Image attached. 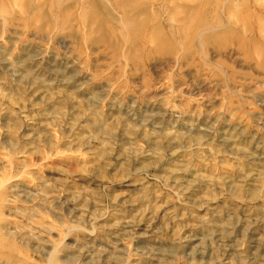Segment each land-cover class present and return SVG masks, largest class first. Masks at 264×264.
I'll list each match as a JSON object with an SVG mask.
<instances>
[{
    "label": "rangeland",
    "instance_id": "obj_1",
    "mask_svg": "<svg viewBox=\"0 0 264 264\" xmlns=\"http://www.w3.org/2000/svg\"><path fill=\"white\" fill-rule=\"evenodd\" d=\"M0 264H264V0H0Z\"/></svg>",
    "mask_w": 264,
    "mask_h": 264
}]
</instances>
